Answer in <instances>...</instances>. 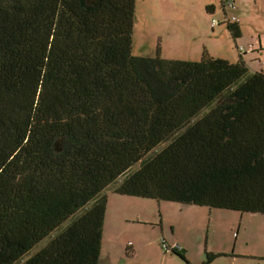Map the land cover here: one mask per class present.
Returning <instances> with one entry per match:
<instances>
[{
	"label": "trees",
	"instance_id": "1",
	"mask_svg": "<svg viewBox=\"0 0 264 264\" xmlns=\"http://www.w3.org/2000/svg\"><path fill=\"white\" fill-rule=\"evenodd\" d=\"M136 5L0 0V264H99L112 188L264 214V73L135 54ZM245 113L254 132L239 133ZM185 130L181 148L134 169Z\"/></svg>",
	"mask_w": 264,
	"mask_h": 264
},
{
	"label": "crops",
	"instance_id": "2",
	"mask_svg": "<svg viewBox=\"0 0 264 264\" xmlns=\"http://www.w3.org/2000/svg\"><path fill=\"white\" fill-rule=\"evenodd\" d=\"M223 1L156 0L153 3L154 6L166 9L158 11L153 19L161 22L164 17H167L174 24H169L165 33H178V39L183 38L178 45L176 59L198 60L205 54L226 58L231 62L243 58L250 72L264 73V0H235V8L224 6ZM136 6H138V0ZM170 7L172 8L169 9ZM230 15L239 17L238 21H229L238 25L240 29L238 37H233L229 28L227 17ZM213 18L219 21L215 25L212 24ZM241 45L246 47L244 51L239 50ZM158 48L162 57L174 59L172 53H164L162 46L156 47V51ZM152 52L153 49L148 54H142L153 55ZM107 195L99 264H202L207 252L222 254L208 264H247L248 259L252 258L264 260V249L258 250L257 253L251 252L246 248V246L249 247V242L246 238L240 237V233L226 235L225 228L221 225L223 231L220 235L216 232L212 235L210 228L206 232L198 229L199 222L194 219L193 223L191 218L178 219L177 228L175 221L154 212L151 220L160 218V227L154 231L152 238L146 237L145 230L141 226L143 223L141 212H144V209H140V206H144L147 202L140 199L151 198L120 194L114 188L109 189ZM183 206L186 208H180V210L196 209L187 205ZM208 209L209 226L212 223V213L216 218L219 215L225 217L228 215L227 212H223L224 214L218 212L227 211L226 209ZM199 212L207 214V209L199 208L197 213ZM231 219L227 217L226 221ZM231 229H233L232 224ZM112 233L113 237H110ZM162 236L170 242L181 243L184 247V258L175 253L163 251L160 242Z\"/></svg>",
	"mask_w": 264,
	"mask_h": 264
},
{
	"label": "rangeland",
	"instance_id": "3",
	"mask_svg": "<svg viewBox=\"0 0 264 264\" xmlns=\"http://www.w3.org/2000/svg\"><path fill=\"white\" fill-rule=\"evenodd\" d=\"M154 2H156V0H138V6H136L137 13L134 24L133 52L135 54H148L153 49L152 53L154 54L156 51V47L162 46L165 54L172 53L174 55L172 58L176 59L178 58L177 48L183 38L178 39V33H165V30H167V26L169 24H174L170 22L167 17H164L161 22H156L153 19L158 11L161 12L162 10L166 9L154 6ZM171 8L172 7H170L169 9ZM146 27L148 28L146 29ZM230 102L231 101L227 98V96L224 95L220 97L213 105L211 112H209L211 115L208 117H213V120L217 119L221 113H224L225 108ZM250 115H253V113H250ZM239 123L241 128L239 133L246 134L249 131L254 132L255 130H257V126L255 124L258 123L256 119L252 120V117L248 116L246 113L241 117ZM189 139V132L187 130L183 131L172 141L164 143L157 149L152 151L148 156L144 158V160L138 163L134 169L140 170L149 163H152L155 160V157H157L158 155L164 152H171L176 148H181L183 146V143L188 142ZM140 200H143V202H147L144 206H140V209H144V212H141V218L143 219V223H141V226H143L145 230L146 237L150 236L152 238L154 231H156V229L160 227V218H158L159 220H151L152 214L154 212H157V215L161 213L163 216L165 215L166 217H168L171 221H175V225L177 228L179 225L178 219L191 218L193 223L194 219L199 222L198 224L200 225V227L198 229L206 232L208 228H210L212 235H214L215 232L216 234L220 235L221 231H223L221 227L222 225L225 228L224 232L226 235H230L233 233L237 235L238 233H240V237L246 238L247 242H249V247L246 246V248H248L251 252L257 253L258 250L262 248L264 249V214L242 212L238 210L218 211L219 214H224L223 212H227L228 219L232 218L231 221H226L227 217L223 215H219L216 218L215 214L212 213V223L209 226L210 215L208 213V206L201 207L199 205L191 204L187 206L196 209L180 210V208L186 207L180 204L178 201L157 202V200L155 199ZM199 208L207 209V214L203 212L197 213ZM230 216L232 217L230 218ZM231 224L233 225V229H231ZM110 237H113V233L110 234ZM247 264H264V260L252 258L250 260L248 259Z\"/></svg>",
	"mask_w": 264,
	"mask_h": 264
},
{
	"label": "built area",
	"instance_id": "4",
	"mask_svg": "<svg viewBox=\"0 0 264 264\" xmlns=\"http://www.w3.org/2000/svg\"><path fill=\"white\" fill-rule=\"evenodd\" d=\"M223 5L228 7V8H235V0H224L223 1ZM228 21H238L239 17L237 15H230L227 17ZM219 21L217 20V18H213L212 19V24L215 25L217 24ZM250 48H253V46H250ZM246 49V47L244 45H241L239 47V50L244 51ZM160 242H161V247L163 249V251L168 252V253H173V252H182L184 247L181 243L179 242H170L169 240H167L166 237L162 236L160 238Z\"/></svg>",
	"mask_w": 264,
	"mask_h": 264
}]
</instances>
